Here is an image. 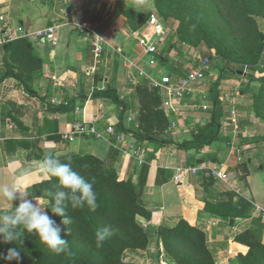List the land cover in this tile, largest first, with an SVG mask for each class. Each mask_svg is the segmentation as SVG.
<instances>
[{
	"label": "crops",
	"instance_id": "0c3cea01",
	"mask_svg": "<svg viewBox=\"0 0 264 264\" xmlns=\"http://www.w3.org/2000/svg\"><path fill=\"white\" fill-rule=\"evenodd\" d=\"M152 9L153 0H0V33L22 26L30 34L0 47V186H25L30 199H38L47 207L49 201L33 190L34 185L49 180L40 171L39 161L49 152L58 154V158L93 155L105 160L114 146L107 129L111 125L118 129L122 121L124 133L148 150L149 172L142 200L151 217L145 225L159 229L186 221L202 230L210 245L226 243L229 247V252L215 251L218 264H236L237 254L246 250L234 242L236 236L251 231L264 245V120L255 112L252 100L254 84H262L250 83L243 76L221 81L220 99L229 91H236L240 129L223 130L222 123L230 111L223 104L221 137L211 146L197 150L185 148L184 144L212 121L210 91L212 83L220 78L214 69L210 80L208 76L205 83L194 86L183 99L171 98L170 107L165 104L169 99L159 93V110L168 126L161 139L168 145L156 147L136 138L129 131H137L141 125L143 106L138 88L146 85L151 91L157 89L150 86V80L164 77L178 84L202 60L197 48H177L176 41L169 43L167 29V34L157 40L159 56L146 55L137 35L155 38L154 30L148 22L133 30L124 11L150 14ZM83 24L90 25L105 43L96 71L93 36L79 28ZM51 27L56 28L55 45L36 36ZM258 27L264 34V18ZM151 59L156 60L154 66L149 63ZM258 66L247 74L264 78V65ZM108 89L119 97L123 107L113 98L100 97ZM68 135L72 141L66 138ZM199 164L226 172L230 180L225 182L206 173H184L179 181L175 180L176 168ZM136 165L131 156L121 153L117 164L120 180L133 178L137 182L140 166ZM242 167L247 170L245 175L240 173ZM159 176L161 184L157 183ZM242 176H246L245 187L238 186ZM230 194L234 195V207L240 209L243 201L248 202L247 217L238 212L236 219H231L233 226L231 220L205 211L206 202L216 205ZM18 203L14 201L13 207ZM10 211L8 202L0 200V214ZM161 250L165 253L162 241L154 237L146 251ZM125 255L127 262L139 260L136 250Z\"/></svg>",
	"mask_w": 264,
	"mask_h": 264
},
{
	"label": "trees",
	"instance_id": "16d2710c",
	"mask_svg": "<svg viewBox=\"0 0 264 264\" xmlns=\"http://www.w3.org/2000/svg\"><path fill=\"white\" fill-rule=\"evenodd\" d=\"M169 1L171 0H153V9L150 14L128 10L124 11V15L133 30L142 28L148 22L151 14H155L159 19H164V22L169 24L171 20L169 14L171 7L167 5ZM171 33H176V36L183 42L181 44H187L185 35L180 32L177 34L178 31L174 28H171ZM256 35L258 45L248 58L249 64L262 61L264 53V34L258 29ZM195 46L198 44L196 43ZM206 46L211 49L215 45L206 41ZM209 56L212 54L210 53ZM217 68L220 78L212 83L210 91L213 102L212 121L206 128L196 133L191 142L185 143V148L200 150L205 146H211L221 137V120L225 113L219 87L227 75L240 77L230 70H241L234 68L225 59L219 61ZM246 79L250 83L262 84L259 92L253 95L252 100L255 112L264 118V78H256L254 75L248 74ZM159 93V90L151 91L146 85L138 88L143 106L141 108V125L137 131H129L142 142L154 144L156 147L169 144L168 141L161 139V136L167 132L168 126L165 119L163 120V112L159 110V105L162 102ZM100 97L113 98L120 107H123L119 97L112 90L108 89L100 94ZM117 130L126 132L122 121H120ZM55 141L58 142L59 139L56 138ZM120 155L119 149L113 146L105 160L93 155H73L59 158L62 162L70 163L73 170L93 184L98 204L95 210L88 206L72 208L71 204H68L66 214L72 218V224L66 226L70 229L68 234H66V230L61 232L62 238L66 239L69 244L66 252L56 254L49 251L35 234L25 231V233H20L21 240L16 241V245L0 243V253L6 255L8 248L18 247L21 250L20 264H125L123 255L127 251H146L151 246L153 238L158 237L169 253L177 252L175 264H218L217 256L214 254L215 250L210 248L206 234L202 230L190 226L186 221H181L175 227L159 229L145 225L144 222L151 217L150 211L142 200L147 185L149 165L140 166L137 182H134L133 178L120 180L117 168ZM159 174L162 175L164 172L159 171ZM161 182L159 176L157 183L161 184ZM57 183L56 178L49 176V180L34 185L33 190L36 195L49 201L48 209H46L48 215L63 228L62 218L51 212L50 207L54 201L52 196L48 195L49 192L54 193L57 190ZM233 199L234 195L230 194L223 202L216 205L206 202L205 211L226 220L236 219L238 212L241 213V217L246 218L248 202L243 201L239 209V207H234ZM106 226L113 229V234L103 242L101 247H98L95 233L98 229ZM234 242L246 248L244 252L237 254L236 264H264V245L254 232H244L236 236ZM223 244L225 246L226 243ZM179 245H188L192 250L190 253L182 249L178 250ZM222 251L229 252V247L226 245ZM155 252L154 261L158 263L161 253ZM0 264H8V262L0 260ZM10 264H16V261H11Z\"/></svg>",
	"mask_w": 264,
	"mask_h": 264
},
{
	"label": "rangeland",
	"instance_id": "374dc122",
	"mask_svg": "<svg viewBox=\"0 0 264 264\" xmlns=\"http://www.w3.org/2000/svg\"><path fill=\"white\" fill-rule=\"evenodd\" d=\"M167 5L171 7L169 14L172 21L170 20L167 24L164 19H158L164 26H167L168 39H171L168 42L176 41L175 43L179 44L177 48L180 45H184L182 46L184 49L197 48L201 59L210 58L211 73L208 75L209 78L207 76L208 80L211 78L213 69L219 72L217 65L223 59L234 68L246 73L259 69L258 65H264V62L262 63L264 53L262 61L259 60L255 64L248 62L250 55L257 49L256 31L259 29V21L264 18V0H171ZM171 28L176 29L177 34L180 32L185 35L187 44H181L183 42L176 36V33H171ZM206 41L215 46L209 49ZM196 43L198 46H195ZM165 47L168 45L166 44ZM210 53L212 56H209ZM230 77L235 76L227 75L222 82L228 81ZM254 88V93H258L259 84H254ZM261 149L264 150V141L261 142ZM248 169H251L250 164H248ZM245 179L246 176L240 177L238 186L245 187ZM231 183L237 186L234 181H229V184ZM224 247L217 243L210 245V248L215 251L222 250ZM177 249H182L187 253L192 250L188 245H179ZM138 252L139 260L135 263L127 262L125 253L123 255L125 264H158L154 261L156 252ZM165 253L166 257L175 263L177 252L171 254L165 249Z\"/></svg>",
	"mask_w": 264,
	"mask_h": 264
},
{
	"label": "clouds",
	"instance_id": "9594fccd",
	"mask_svg": "<svg viewBox=\"0 0 264 264\" xmlns=\"http://www.w3.org/2000/svg\"><path fill=\"white\" fill-rule=\"evenodd\" d=\"M40 171L57 180V190L49 192L52 196L51 212L61 217L63 228L52 219L40 200L28 197L27 187L18 183L0 186V200L7 201L11 211L0 214V243L15 244L21 240L20 233L25 231L35 234L39 241L45 245L49 251L56 254L64 253L68 250V241L61 236V232L70 231L66 226L72 224V218L66 214V207L71 204L72 208L88 206L92 210L98 207L97 196L93 184L73 170L70 163L62 162L58 154L51 152L39 161ZM27 174V172L22 175ZM19 201L13 207V202ZM113 234L111 227L98 229L95 233L96 244L98 247ZM23 243V241H21ZM16 245V244H15ZM0 260L8 262L16 261L20 264L21 250L18 247H10L7 254L0 253Z\"/></svg>",
	"mask_w": 264,
	"mask_h": 264
},
{
	"label": "built area",
	"instance_id": "2783aa9c",
	"mask_svg": "<svg viewBox=\"0 0 264 264\" xmlns=\"http://www.w3.org/2000/svg\"><path fill=\"white\" fill-rule=\"evenodd\" d=\"M0 20L3 21V18H1ZM148 24L153 28L155 38L145 35H137V39L139 41V44L144 48L146 55L159 56L157 40L164 37L167 34V30L155 14L150 15ZM79 28L90 32V35L93 36L92 54L94 61V71H96L98 69V66L102 62V55L105 50L104 40L102 36H100L90 25L83 24L80 25ZM55 33L56 28L51 27L46 30L37 32L36 36L38 39L46 40L50 44L55 45L58 40ZM29 36V32L25 29V27L22 26L15 29H6L0 33V47L22 38H28ZM149 63L151 66H154L156 64V60L151 59ZM210 70L211 59L207 57L205 59H202L197 68L192 70L186 78L180 81V83L175 84L172 82L170 77H164L161 80L151 79L150 86L159 89L160 92L169 99L165 102V104L170 107L171 98L176 97L179 99H183L185 94L188 91H191L194 86L202 85L203 83H205L207 81V76ZM142 74L144 75V73ZM221 100L226 107H230L229 115L226 119H224L222 123L223 130L225 132H228L230 130L234 132L239 131V117L235 108V103L237 100L236 91H229L226 95L222 96ZM173 125L175 126V124ZM107 133L113 136L114 146L118 148L122 154L131 156L135 164H137L138 166L147 164L148 150L142 143L133 140L131 137H128L124 132H119L113 125L108 127ZM66 138L70 141L73 140V137L69 135L66 136ZM176 172V181H179L184 173H189L191 175L206 173L225 182L229 180V176L226 172L210 169L203 164L189 167H178L176 168ZM262 218L264 219V211L262 212ZM158 264L175 263L171 262L166 257L164 251L161 250Z\"/></svg>",
	"mask_w": 264,
	"mask_h": 264
},
{
	"label": "water",
	"instance_id": "95a60500",
	"mask_svg": "<svg viewBox=\"0 0 264 264\" xmlns=\"http://www.w3.org/2000/svg\"><path fill=\"white\" fill-rule=\"evenodd\" d=\"M231 72H235L237 73L238 75L240 76H243V77H246L248 74L244 71H233V70H230ZM240 173L241 175H245L247 173V170L245 167H242L241 170H240ZM234 224V220H231V226H233Z\"/></svg>",
	"mask_w": 264,
	"mask_h": 264
}]
</instances>
